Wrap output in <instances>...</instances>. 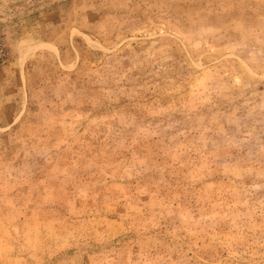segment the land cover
Segmentation results:
<instances>
[{
	"label": "rangeland",
	"instance_id": "obj_1",
	"mask_svg": "<svg viewBox=\"0 0 264 264\" xmlns=\"http://www.w3.org/2000/svg\"><path fill=\"white\" fill-rule=\"evenodd\" d=\"M0 264H264V0H0Z\"/></svg>",
	"mask_w": 264,
	"mask_h": 264
},
{
	"label": "built area",
	"instance_id": "obj_2",
	"mask_svg": "<svg viewBox=\"0 0 264 264\" xmlns=\"http://www.w3.org/2000/svg\"><path fill=\"white\" fill-rule=\"evenodd\" d=\"M8 56H9L8 50L6 48L4 39L2 38L1 32H0V66L5 63V61L8 59Z\"/></svg>",
	"mask_w": 264,
	"mask_h": 264
}]
</instances>
